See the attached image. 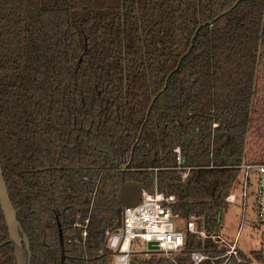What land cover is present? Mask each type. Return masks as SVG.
Wrapping results in <instances>:
<instances>
[{
    "label": "trees",
    "instance_id": "trees-1",
    "mask_svg": "<svg viewBox=\"0 0 264 264\" xmlns=\"http://www.w3.org/2000/svg\"><path fill=\"white\" fill-rule=\"evenodd\" d=\"M263 164L264 0H0V165L30 264H61L59 230L64 264H112L127 184L218 234L241 166ZM8 239L0 208V264ZM185 241L176 264L216 250Z\"/></svg>",
    "mask_w": 264,
    "mask_h": 264
},
{
    "label": "built area",
    "instance_id": "built-area-1",
    "mask_svg": "<svg viewBox=\"0 0 264 264\" xmlns=\"http://www.w3.org/2000/svg\"><path fill=\"white\" fill-rule=\"evenodd\" d=\"M177 169L181 170L180 150L175 148ZM240 175V187L235 193L226 196L225 202L233 204L237 199L241 202L243 214L250 200L254 205L255 213L259 222L264 223V164L263 165H242ZM189 169L181 170L180 179L184 181ZM174 202V196H166L159 192L149 193L141 191L140 200L134 207L123 210L122 224L115 231H106V246L113 253L112 264H140L141 261L150 259L153 255L164 258L175 263L174 255L181 254L186 241L185 237L198 235L202 239L210 241L211 245L216 246L214 253H203L193 250L187 255L189 264H224L230 259H240L238 248V236L233 240L224 238L220 233L206 234L198 229L196 223L191 220L183 222V230L176 229V221L168 208ZM88 220L83 223L78 219L75 227L79 229L82 238H85ZM142 242L146 245L148 252L153 253L151 257L145 253L144 257H137L133 263L134 243ZM152 243L156 250H148L147 245ZM148 256V257H146Z\"/></svg>",
    "mask_w": 264,
    "mask_h": 264
},
{
    "label": "rangeland",
    "instance_id": "rangeland-1",
    "mask_svg": "<svg viewBox=\"0 0 264 264\" xmlns=\"http://www.w3.org/2000/svg\"><path fill=\"white\" fill-rule=\"evenodd\" d=\"M221 227L219 233L226 239L233 240L237 233L238 248L246 256L251 257L252 251L258 252L262 261H264V223L258 221L252 200L246 207L243 214L240 204H226L221 212ZM134 255L136 257H144L148 252L146 245L142 242L134 243ZM151 257L153 253L148 252ZM146 256V257H148ZM255 264H264V262L254 261Z\"/></svg>",
    "mask_w": 264,
    "mask_h": 264
},
{
    "label": "water",
    "instance_id": "water-1",
    "mask_svg": "<svg viewBox=\"0 0 264 264\" xmlns=\"http://www.w3.org/2000/svg\"><path fill=\"white\" fill-rule=\"evenodd\" d=\"M141 189L136 184H127L122 186L119 192V199L122 206L121 217L123 210L128 207H134L140 200ZM0 208L3 213L7 232L8 243L11 245L16 264H30L31 253L29 251V241L23 233L20 224L17 220L16 211L14 210L9 194L6 188V183L3 178V172L0 165ZM176 229L182 231V227L176 225ZM60 248H61V263L64 261L63 241L61 232L59 234ZM3 245V244H2ZM148 250H156L152 243L147 245ZM137 257H133V263ZM147 261V260H146Z\"/></svg>",
    "mask_w": 264,
    "mask_h": 264
},
{
    "label": "flooded vegetation",
    "instance_id": "flooded-vegetation-1",
    "mask_svg": "<svg viewBox=\"0 0 264 264\" xmlns=\"http://www.w3.org/2000/svg\"><path fill=\"white\" fill-rule=\"evenodd\" d=\"M84 218H79L78 217V221L79 222H81V223H83L84 222ZM77 228V227H76ZM85 231H86V229H85ZM60 232H61V230H59V234H60ZM61 235H62V233H61ZM85 238H86V235H85ZM62 241H63V237H62ZM81 242H83V241H81ZM59 243H60V241H59ZM69 243H71L70 241H69ZM61 249V248H60ZM63 253H64V243H63ZM64 260H65V256H64ZM60 262H61V259H60ZM62 264V263H61ZM63 264H64V261H63Z\"/></svg>",
    "mask_w": 264,
    "mask_h": 264
},
{
    "label": "crops",
    "instance_id": "crops-1",
    "mask_svg": "<svg viewBox=\"0 0 264 264\" xmlns=\"http://www.w3.org/2000/svg\"><path fill=\"white\" fill-rule=\"evenodd\" d=\"M236 202H238V203L240 204V208H241V202H240V200L237 199ZM236 202H235V203H236ZM233 204H234V203H233Z\"/></svg>",
    "mask_w": 264,
    "mask_h": 264
}]
</instances>
